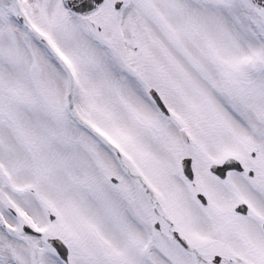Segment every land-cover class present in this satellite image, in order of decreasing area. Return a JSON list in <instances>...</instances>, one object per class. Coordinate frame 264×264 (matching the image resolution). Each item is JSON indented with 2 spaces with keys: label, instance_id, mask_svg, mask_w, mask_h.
Wrapping results in <instances>:
<instances>
[{
  "label": "snow or ice",
  "instance_id": "obj_1",
  "mask_svg": "<svg viewBox=\"0 0 264 264\" xmlns=\"http://www.w3.org/2000/svg\"><path fill=\"white\" fill-rule=\"evenodd\" d=\"M0 264H264V0H0Z\"/></svg>",
  "mask_w": 264,
  "mask_h": 264
}]
</instances>
